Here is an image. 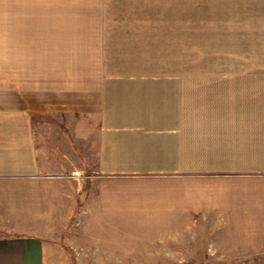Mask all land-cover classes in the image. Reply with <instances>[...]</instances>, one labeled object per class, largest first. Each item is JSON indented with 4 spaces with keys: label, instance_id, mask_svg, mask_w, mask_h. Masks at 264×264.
Returning a JSON list of instances; mask_svg holds the SVG:
<instances>
[{
    "label": "crops",
    "instance_id": "crops-1",
    "mask_svg": "<svg viewBox=\"0 0 264 264\" xmlns=\"http://www.w3.org/2000/svg\"><path fill=\"white\" fill-rule=\"evenodd\" d=\"M112 78L118 85L77 97L71 112L59 91L36 99L0 89V264H52L31 228L57 221L71 194H88L80 177L94 186L83 209L93 234L109 227L117 250L57 251L55 259H120L121 240L111 236L134 224L195 233L220 258L264 256V75ZM59 112L69 115L66 128L49 123ZM95 145L94 174H80Z\"/></svg>",
    "mask_w": 264,
    "mask_h": 264
},
{
    "label": "rangeland",
    "instance_id": "rangeland-1",
    "mask_svg": "<svg viewBox=\"0 0 264 264\" xmlns=\"http://www.w3.org/2000/svg\"><path fill=\"white\" fill-rule=\"evenodd\" d=\"M130 75H264V0H0V80L7 81L0 89L14 86L17 95L36 99L59 91L71 112L77 97L100 98L98 87ZM58 114L49 123L66 128L68 113ZM96 146L89 163L77 164L80 174L81 168L94 174ZM74 182L88 185L89 196L71 194L57 221L31 228L52 264H73L55 259L57 251L117 250L107 243L110 228L93 234L92 216L83 210L94 195L92 181ZM134 225L113 233L123 257L106 264H264L263 255L220 258L200 248L195 233L171 236L165 227Z\"/></svg>",
    "mask_w": 264,
    "mask_h": 264
}]
</instances>
